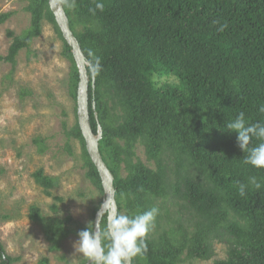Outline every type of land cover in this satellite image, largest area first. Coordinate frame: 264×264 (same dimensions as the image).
<instances>
[{
  "label": "trees",
  "instance_id": "obj_1",
  "mask_svg": "<svg viewBox=\"0 0 264 264\" xmlns=\"http://www.w3.org/2000/svg\"><path fill=\"white\" fill-rule=\"evenodd\" d=\"M61 2L90 64L89 120L94 134L97 125L101 128L98 149L114 177L117 215L141 214L169 196L187 213L188 227L178 224L176 231L157 239L148 233L147 252L132 264L209 261L214 242L221 240L228 245L227 258L213 264H264V170L243 163L246 153L237 145L238 134L225 128L239 112L248 123L264 122L259 112L264 106V0H103L104 10L95 15L89 11L94 0H75V8L67 6L71 0ZM24 10L30 15L29 27L20 36L8 33L12 42L0 63L13 70L19 53L29 52L46 22L70 62L69 92L76 100L77 68L48 0H28ZM11 15H0V23ZM96 57L98 73L93 71ZM30 94L22 90L19 98ZM62 128L68 153V142L78 141L85 176L102 194L77 118L72 127L63 122ZM257 143L253 140L249 147ZM33 144L40 154L45 152L42 140ZM137 144L155 168L136 158ZM168 160L173 163L169 173ZM32 177L50 195L55 179L41 169ZM251 177L261 182V189L248 184ZM238 182L248 185L243 197ZM29 218L42 227L52 251L69 234L78 237L88 227L68 229L70 217L45 219L34 207ZM106 224L105 215L101 230ZM12 261L0 243V264Z\"/></svg>",
  "mask_w": 264,
  "mask_h": 264
},
{
  "label": "rangeland",
  "instance_id": "obj_2",
  "mask_svg": "<svg viewBox=\"0 0 264 264\" xmlns=\"http://www.w3.org/2000/svg\"><path fill=\"white\" fill-rule=\"evenodd\" d=\"M27 3L28 0H0V15L12 14L0 23L1 57L6 56L12 42L8 33L20 36L29 27L30 15L24 10ZM69 72L70 62L62 56V42L46 22L29 52L19 53L13 70L9 63H0V243L13 259L11 264H41L44 260L46 264H82L85 260L73 247L78 237L69 234L52 251L42 227L29 218L30 208H36L45 219L67 221L70 217L66 228L78 230L93 224V210L104 201L103 193L85 176L80 143L71 139L68 143L72 154L66 149L62 123L69 129L76 121ZM22 90L30 91V96L19 98ZM36 138L45 144L43 154L33 144ZM134 152L142 163L155 168L146 161L141 144L135 146ZM165 164L167 172H172L173 163L168 160ZM40 169L55 179L48 196L32 177ZM154 202L160 217H155L148 232L152 238L176 231L178 224L188 227L187 213L180 208V201L169 196ZM227 247L224 240L216 241L209 261L182 264L225 260Z\"/></svg>",
  "mask_w": 264,
  "mask_h": 264
},
{
  "label": "clouds",
  "instance_id": "obj_3",
  "mask_svg": "<svg viewBox=\"0 0 264 264\" xmlns=\"http://www.w3.org/2000/svg\"><path fill=\"white\" fill-rule=\"evenodd\" d=\"M94 3L95 7L89 9L93 15L97 11L104 10L103 0H94ZM67 6L75 8V0H71ZM226 27V24L220 25L218 31H223ZM93 71L96 73L100 71L99 57L95 58ZM259 112L264 113V106L259 108ZM225 128L238 134L237 145L243 153H246L243 163L255 169L264 170V122L248 123L244 112H239L234 119L225 123ZM253 140L258 143L249 147ZM248 184L255 190L262 187L256 177L249 178ZM238 186L239 195L245 196L248 185L238 182ZM108 203L106 200L101 205L95 225L90 223L85 230L78 232V240L73 247L87 264H132L134 258H143L147 252L146 236L158 209L152 208L134 216L114 215L112 212L105 213ZM105 215L107 224L101 230L100 222Z\"/></svg>",
  "mask_w": 264,
  "mask_h": 264
},
{
  "label": "water",
  "instance_id": "obj_4",
  "mask_svg": "<svg viewBox=\"0 0 264 264\" xmlns=\"http://www.w3.org/2000/svg\"><path fill=\"white\" fill-rule=\"evenodd\" d=\"M48 7L52 13L55 23L62 35L63 40L70 47L73 56L74 63L78 72V84L76 92V118L79 130L84 140L86 152L90 158V161L94 165L98 176L100 178L101 187L103 191L104 201L108 200V206L105 208V213L112 212L117 215V205L115 202V189L113 186L114 177L103 162L102 157L99 153L98 142L102 137L101 128L97 125L96 134L92 132L89 111H88V87H89V76L87 74V68L90 64L85 60V57L80 49L77 39L72 34L69 28V22L63 9L61 0H48ZM91 79L93 82L94 74L91 71ZM94 215L93 225L97 222V213ZM103 218V217H102ZM107 220V218H106ZM102 221V219H101ZM101 228V222H100ZM87 264V263H86Z\"/></svg>",
  "mask_w": 264,
  "mask_h": 264
}]
</instances>
